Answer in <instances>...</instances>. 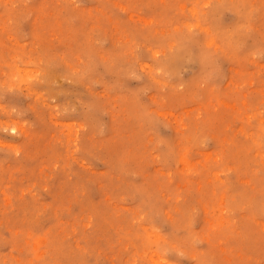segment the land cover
Returning a JSON list of instances; mask_svg holds the SVG:
<instances>
[{
  "label": "rangeland",
  "instance_id": "374dc122",
  "mask_svg": "<svg viewBox=\"0 0 264 264\" xmlns=\"http://www.w3.org/2000/svg\"><path fill=\"white\" fill-rule=\"evenodd\" d=\"M0 264H264V0H0Z\"/></svg>",
  "mask_w": 264,
  "mask_h": 264
}]
</instances>
